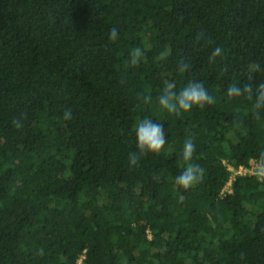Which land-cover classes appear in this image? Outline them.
<instances>
[{"label":"trees","instance_id":"16d2710c","mask_svg":"<svg viewBox=\"0 0 264 264\" xmlns=\"http://www.w3.org/2000/svg\"><path fill=\"white\" fill-rule=\"evenodd\" d=\"M191 80L215 103L159 107L166 83ZM262 82L264 0H0V264H264V184L238 175L221 193L224 160L264 152V109L227 89ZM145 118L166 144L133 167ZM189 137L204 178L185 190Z\"/></svg>","mask_w":264,"mask_h":264},{"label":"clouds","instance_id":"9594fccd","mask_svg":"<svg viewBox=\"0 0 264 264\" xmlns=\"http://www.w3.org/2000/svg\"><path fill=\"white\" fill-rule=\"evenodd\" d=\"M118 29L113 27L110 31V40L115 41L118 39ZM197 42L204 40L205 46L212 43L209 39H205L204 34L200 33L196 37ZM223 48L215 47L208 58L209 64H214L218 57L223 56ZM144 52L140 47L131 50L129 57V64L136 66L143 58ZM190 63L186 60H181L179 63V71L181 73L189 70ZM251 79V77H250ZM123 83V81H121ZM227 96L229 99L236 97H244L248 100H253L252 105L253 115L259 116L261 109H264V82L260 83L255 88L250 83H245L243 86L232 84L227 89ZM137 100L143 104H150L152 102L151 95H142L137 93ZM215 103V97L209 94L208 90L204 87L202 82L191 80L185 87L176 90L174 83H166L162 93L158 97L159 107L167 113L180 116L183 113L190 112L193 107L203 109L206 105ZM64 119H72L71 110L64 112ZM13 126L20 130L23 127L22 121L13 120ZM136 134V148L137 150L129 154V163L135 167L139 164L142 157L148 154L158 155L166 144L164 126L160 123L154 122L150 118H145L139 121L135 126ZM196 147L189 137L185 140L183 150L181 153V164L183 171L175 178V184L185 190L200 183L204 178V169L199 165L192 163L193 155ZM252 164V174L256 180L264 184V152L259 154V157L250 162ZM39 255H43V249H40Z\"/></svg>","mask_w":264,"mask_h":264},{"label":"built area","instance_id":"2783aa9c","mask_svg":"<svg viewBox=\"0 0 264 264\" xmlns=\"http://www.w3.org/2000/svg\"><path fill=\"white\" fill-rule=\"evenodd\" d=\"M254 161V159H251L250 162ZM249 162V165H241L239 167H235L233 164L228 162L227 160H224V164L226 165L227 169L230 171L229 179L227 180L226 184L224 185L222 189V194L224 193H231L233 191L232 185L235 180V178L238 175H249L252 174V164ZM84 255H81L76 262V264H82Z\"/></svg>","mask_w":264,"mask_h":264},{"label":"rangeland","instance_id":"374dc122","mask_svg":"<svg viewBox=\"0 0 264 264\" xmlns=\"http://www.w3.org/2000/svg\"><path fill=\"white\" fill-rule=\"evenodd\" d=\"M17 155L22 156L23 153L21 151H17Z\"/></svg>","mask_w":264,"mask_h":264}]
</instances>
